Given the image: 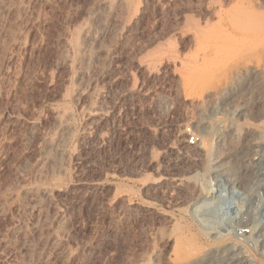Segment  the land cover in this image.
I'll use <instances>...</instances> for the list:
<instances>
[{
    "label": "rangeland",
    "instance_id": "obj_1",
    "mask_svg": "<svg viewBox=\"0 0 264 264\" xmlns=\"http://www.w3.org/2000/svg\"><path fill=\"white\" fill-rule=\"evenodd\" d=\"M102 1L0 0V264L228 262L192 212L264 155V72L210 94L225 0Z\"/></svg>",
    "mask_w": 264,
    "mask_h": 264
},
{
    "label": "bare ground",
    "instance_id": "obj_2",
    "mask_svg": "<svg viewBox=\"0 0 264 264\" xmlns=\"http://www.w3.org/2000/svg\"><path fill=\"white\" fill-rule=\"evenodd\" d=\"M108 3L109 2L107 0L102 1L104 7L109 6ZM218 5L219 6H209L208 8L215 17V23L213 24V26L208 30L199 29L196 33H194V37L196 41L198 40L200 46H202V50L203 47H205L207 49H204L203 51L208 50L207 52L210 53V55L206 52L205 53L207 55L203 53V59L206 58L205 56L208 57V59L206 60L208 62V65H210V67L216 66L218 68V66H222V68H224V71H221V74L206 77L207 80L213 82V86H215L214 84H216L217 87L211 86L212 90H205L207 92L210 90L211 95L213 92V97L215 96L223 107L233 104L236 101V96L242 92L239 87H236L234 84H232L233 81L231 79L236 78V76H231L233 74V71L237 70V75L239 74L237 78L239 79L240 76L242 77L247 74L257 76L261 74V72H264V0H225L223 4ZM205 66H207V64ZM216 67L214 68L218 70ZM219 71H216V73H218ZM189 77L188 79H186V82L188 83L192 81L191 79H189ZM202 80L199 81L201 82V84ZM207 80H205L204 78L203 81L207 82ZM207 104L208 103H206V105ZM212 110L213 109H211V111ZM213 112L214 111H212V113ZM255 156H258V158H256L257 161L252 160L250 175L247 179L248 184L244 188L240 189L242 194L245 195V197L242 198L244 203L241 202L238 205L234 206L231 211L220 210L221 206L224 203L218 201L220 200V198L227 197V195L235 194L231 191H239V189L235 187L231 189H225L222 192L217 191V193H212L213 200L201 199L200 203H198V206L194 208L192 212L193 218L201 223V229L205 228L209 231H212L213 235L217 238L216 240L223 239L225 236H232L234 230L238 227H241L243 224H246L249 228L250 234L248 238L249 241H251V248L253 250L246 246L248 244L239 243L235 240H232V243L230 245H232L233 248L231 249V252H229L232 255L227 256L230 262H223V259L217 260L219 257L216 258V256H218L219 254H226V251L231 248L228 247L219 251L218 253L216 252L217 254L215 253L211 256L212 259L215 258L217 262H223H219L216 264H238L237 261H234V257L238 255H243L244 257H246V259L243 258L246 261L261 264L255 260L252 254L244 255L248 251H252L256 256L264 260V208L258 209L256 206H254L250 209L248 204V201L251 200L250 196L256 195L259 192H262L264 195V155L263 153H255ZM228 172L229 174L234 173L233 168L226 169V174H228ZM254 210H256V212H253ZM255 250L256 252L258 251L257 253H260L263 256L256 254L254 252ZM208 259L205 261V263L202 264H206L209 262L211 263V261H208Z\"/></svg>",
    "mask_w": 264,
    "mask_h": 264
},
{
    "label": "built area",
    "instance_id": "obj_3",
    "mask_svg": "<svg viewBox=\"0 0 264 264\" xmlns=\"http://www.w3.org/2000/svg\"><path fill=\"white\" fill-rule=\"evenodd\" d=\"M190 144L194 145V138H190ZM232 193H235L234 195H227V197L225 198H220V200L218 202H223L224 204L221 206L220 210H228L231 211L234 206L238 205L239 203H244V201L242 200L243 197H245L244 194H242V192L239 191H231ZM230 192V193H231ZM250 199L248 201L249 204V208L251 209V207L253 208L254 206H256L258 209H263L264 208V195L262 192L257 193L256 195H252L250 196ZM253 212H256V210H254ZM250 231L249 228L246 224H243L241 227H238L234 230L233 235L230 236L232 237L233 240L239 242V243H245L248 244L246 245L248 248L252 249L251 247V241H249V236ZM253 250V249H252ZM256 254H259L262 256V254L257 253L256 250L254 251ZM245 255V254H244ZM243 258L246 259V257H244L243 255H238L234 257V261H237L238 264H257V263H252L251 261H246Z\"/></svg>",
    "mask_w": 264,
    "mask_h": 264
}]
</instances>
